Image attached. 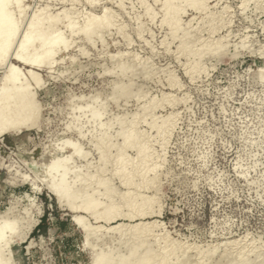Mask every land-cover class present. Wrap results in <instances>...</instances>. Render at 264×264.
<instances>
[{"label":"rangeland","instance_id":"rangeland-1","mask_svg":"<svg viewBox=\"0 0 264 264\" xmlns=\"http://www.w3.org/2000/svg\"><path fill=\"white\" fill-rule=\"evenodd\" d=\"M190 1L23 0L19 32L35 11L63 31L106 10L108 26L64 28L34 125L0 135L10 264H264V0ZM65 170L72 203L89 195L94 211L50 192ZM138 221L151 224L105 229Z\"/></svg>","mask_w":264,"mask_h":264},{"label":"bare ground","instance_id":"bare-ground-1","mask_svg":"<svg viewBox=\"0 0 264 264\" xmlns=\"http://www.w3.org/2000/svg\"><path fill=\"white\" fill-rule=\"evenodd\" d=\"M172 1L173 0H163V6L167 12L171 10ZM186 1L193 4V1ZM22 2L23 0H0V135L13 129L19 130L20 128H29L34 125L38 116V103L35 100V93L32 87L40 83L38 70L45 66L52 68L55 62V55L69 45L65 36L66 33L64 34L63 32L64 28L69 31V35L78 31L77 33L80 32L87 38V36H92V33L95 32L97 28L108 26L107 23H103L107 15L106 10L102 15H91L92 18L89 16L91 19L88 18V21L81 28L78 27L79 29L74 28L75 22L72 18L70 19H72L73 22L69 19L64 22V24L61 22L64 26L63 29L61 28L63 31L57 27L59 13L57 15L55 13L54 16L47 15V17L44 18V16H41L43 15L41 12L38 14V12L35 11L32 13V16H29L31 19L29 22L27 21V25L19 32V27H21L19 26L20 19L16 17L15 13H17V16H20V14L24 12L23 7L25 5L23 6ZM64 11L62 10V12ZM63 16L62 18L64 19L69 17L67 14ZM62 18L60 17V19ZM90 38L91 37L88 39ZM12 60L29 65L31 68H28L25 72L20 65L14 63ZM92 117L95 119L97 113L93 111ZM127 140H129L128 136H125L124 142H127ZM65 174L66 170L60 174V184H55L53 182L48 184L50 192L56 197L57 201L59 203L67 201L71 209L79 208L85 212L94 211L99 205V202L89 195L84 197L82 203L79 205L72 203L74 198L78 196L76 193H67L66 186L63 185ZM8 215L7 213L4 216H0V264L11 263V246L13 243L8 237L10 235L16 236L17 234L14 218ZM116 216L117 215H97L95 218L98 219L102 217L108 222ZM130 217L132 216L130 215ZM74 218L80 223L82 231L84 232V243L88 244L91 234L89 228L80 217L75 215ZM149 223L150 222L144 221H138L135 224L118 222L106 226L105 229L108 231H115L127 227L129 229L144 230ZM112 258L113 256L111 254L97 252L93 256L91 264H111ZM149 258V253H146L138 261V264H146Z\"/></svg>","mask_w":264,"mask_h":264}]
</instances>
